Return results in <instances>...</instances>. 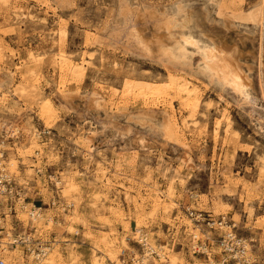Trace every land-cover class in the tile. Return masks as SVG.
I'll list each match as a JSON object with an SVG mask.
<instances>
[{
	"label": "rangeland",
	"instance_id": "374dc122",
	"mask_svg": "<svg viewBox=\"0 0 264 264\" xmlns=\"http://www.w3.org/2000/svg\"><path fill=\"white\" fill-rule=\"evenodd\" d=\"M214 44L251 102L208 66ZM177 78L196 86L188 101ZM0 167L44 208L7 218L50 242L42 264H208L192 239L222 231L191 209L264 256V0H0Z\"/></svg>",
	"mask_w": 264,
	"mask_h": 264
},
{
	"label": "built area",
	"instance_id": "2783aa9c",
	"mask_svg": "<svg viewBox=\"0 0 264 264\" xmlns=\"http://www.w3.org/2000/svg\"><path fill=\"white\" fill-rule=\"evenodd\" d=\"M0 197L4 202L2 205L0 201V264H42L50 254V242L37 238L32 225L23 228L15 221L9 226L7 218H17L20 211H26L33 224L43 218L44 208L36 203L28 207L30 203L26 200V194L16 187L11 175L1 167ZM53 205H56V200H53ZM189 214L195 225L205 226L211 232L222 231L217 238L204 233L205 239L199 238V235H194L192 239L193 253L207 259L208 264H264V256L254 251L252 240L238 235L236 224L227 216L218 218L213 213L195 209H191ZM18 246L23 248V263H8L4 252Z\"/></svg>",
	"mask_w": 264,
	"mask_h": 264
},
{
	"label": "bare ground",
	"instance_id": "6f19581e",
	"mask_svg": "<svg viewBox=\"0 0 264 264\" xmlns=\"http://www.w3.org/2000/svg\"><path fill=\"white\" fill-rule=\"evenodd\" d=\"M127 18V17H126ZM166 18V17H165ZM165 25V24H164ZM167 26H168V23H167ZM170 27V26H169ZM161 28V27H160ZM163 28V27H162ZM166 32V31H165ZM133 37L134 38H138L139 42L147 47V48H150L151 47V43L148 41V40H145L142 36H140L139 34L137 33H132ZM162 35V34H161ZM159 36V35H158ZM184 37V36H183ZM158 39L156 40L158 43L160 42L161 43V36L160 38L157 37ZM192 38V37H191ZM193 40V39H192ZM186 41H189L191 43H195L194 41H191L189 38H186ZM162 43H163V40H162ZM161 43V44H162ZM157 44V43H156ZM165 44V43H163ZM182 45V44H181ZM211 45V44H210ZM163 46V45H162ZM176 48V47H175ZM152 49V48H151ZM160 49H163L160 48L159 46V50ZM183 49V48H182ZM149 50V49H148ZM167 50H170V49H167ZM189 50V49H188ZM194 50V49H193ZM150 51V50H149ZM171 51V50H170ZM180 52V50H179ZM183 56L186 57V49H183ZM204 59L205 61L207 62L208 66L214 70L217 75H219L224 81L226 84H228L234 91H236L237 93H239L241 95V97L244 99V100H250L251 102V99H252V96L250 94V91H249V85L250 83L247 81V79L245 78V75L243 74V72L239 69V67H237L235 65V62H233L231 56L227 53V54H224L222 52V50L220 51V49L214 45L212 46H205L204 47ZM168 54V53H167ZM183 59V58H182ZM66 61V59H65ZM70 64V63H69ZM64 66V69L66 67H69V65H66L65 63L63 64ZM70 69V68H69ZM70 71V70H69ZM71 71L74 73V74H78V73H82V65L80 64H74V65H71ZM75 76V75H74ZM80 76V75H79ZM218 77V78H220ZM175 80V79H174ZM173 80V81H174ZM144 86H146V89L147 90H150L151 93H153V91H156V93H160V90H158V87L157 86H160V84H154V83H149V82H144ZM141 86L143 85V83H139L138 85ZM131 85V84H130ZM138 85L136 84L135 88L138 87ZM162 85V84H161ZM165 85V84H163ZM172 85V84H171ZM176 88L178 90V92L180 93L181 95V98L183 99H187V101L189 99H191L193 97V95L195 94L196 92V86H193L191 84V82L189 80H187L186 78H177L176 79ZM134 86V85H133ZM131 86V87H133ZM173 86V85H172ZM157 87V90H154L155 88ZM134 88V89H135ZM140 88V87H139ZM23 89V88H22ZM145 89V87H144ZM34 91V90H33ZM147 92V91H146ZM136 93V92H135ZM138 93H141V91H139ZM155 93V92H154ZM141 94H144V92H142ZM138 95V94H137ZM150 95V94H149ZM148 95V96H149ZM179 95V96H180ZM163 96V95H162ZM97 98V97H96ZM158 98V97H157ZM198 98V97H197ZM196 98V99H197ZM256 98V97H255ZM195 99V98H194ZM147 100V99H146ZM161 100V99H160ZM159 101V100H158ZM254 101V100H252ZM256 101V100H255ZM195 102V101H194ZM193 102V103H194ZM247 102V101H246ZM190 104V103H188ZM187 104V106H188ZM198 103H195V108H196V105ZM47 105V108L45 109V112L46 113H50L51 111H53V109L51 108V105ZM257 106V104H256ZM152 108V107H151ZM198 108V107H197ZM154 118V117H153ZM175 121V120H174ZM141 229V228H140ZM142 242L145 243V245H147V248H148V253L151 254L150 252L152 250H154V247L148 242V239L145 237V236H142ZM18 247H21V246H18ZM22 248V247H21ZM17 252V251H16ZM11 251L9 250V248L4 252L5 254V257L7 258V255H10ZM13 253V251H12ZM15 253V252H14ZM148 256V255H146ZM161 256H164V258H166L167 260V255L165 254H162ZM17 258V257H16ZM148 257H145L144 258V262L145 264H148V260H147ZM169 258V257H168ZM17 260V259H16ZM173 260V259H172ZM8 263H13L11 262L9 259H7ZM174 261V260H173ZM22 262V261H21ZM50 263H54L53 259L52 260H49ZM19 263V262H18ZM94 264H100V261L96 260Z\"/></svg>",
	"mask_w": 264,
	"mask_h": 264
}]
</instances>
